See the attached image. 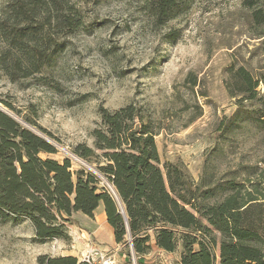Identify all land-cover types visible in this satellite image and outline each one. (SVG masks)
<instances>
[{
  "label": "rangeland",
  "instance_id": "obj_1",
  "mask_svg": "<svg viewBox=\"0 0 264 264\" xmlns=\"http://www.w3.org/2000/svg\"><path fill=\"white\" fill-rule=\"evenodd\" d=\"M84 25L60 36L41 75L11 83L0 77V108L11 104L53 134L63 161L101 126L100 109L135 104L152 123L163 161L181 164L203 190L264 174V83L239 103L231 68L264 77V41L254 39L243 0H180L185 11L159 25L148 0H69ZM37 112V113H36ZM36 115H32L35 114ZM89 161L103 162L102 153ZM47 156L43 155V158ZM74 169L80 164L73 163ZM73 218L70 240L46 244L24 220L0 222V264H38L43 255L86 264H179V252L153 246L139 263L102 224ZM90 223V222H89Z\"/></svg>",
  "mask_w": 264,
  "mask_h": 264
},
{
  "label": "trees",
  "instance_id": "obj_2",
  "mask_svg": "<svg viewBox=\"0 0 264 264\" xmlns=\"http://www.w3.org/2000/svg\"><path fill=\"white\" fill-rule=\"evenodd\" d=\"M242 7L253 38L264 41V0H243ZM148 8L159 25L186 9L180 0H148ZM83 25L69 0H0V77L18 83L41 75L60 36ZM230 72L239 89L230 95L242 97L239 103L255 99L264 77L256 80L244 67ZM6 107L8 113L0 109V222H29L40 244L69 241L74 215L94 219L103 204L115 243L138 263L156 246L180 251V264H264V174L218 185L221 197L208 202L218 189L203 190L181 164L162 160L152 123L135 104L102 107L101 126L92 133L96 149L80 144L73 153L87 164L102 153L95 169L113 185L117 201L94 173L52 157L55 137L36 119ZM37 261L86 264L74 256Z\"/></svg>",
  "mask_w": 264,
  "mask_h": 264
},
{
  "label": "built area",
  "instance_id": "obj_3",
  "mask_svg": "<svg viewBox=\"0 0 264 264\" xmlns=\"http://www.w3.org/2000/svg\"><path fill=\"white\" fill-rule=\"evenodd\" d=\"M67 159H69L71 161L73 171L83 168V169H86V170L94 173L100 179V186L104 190H106L113 198H115L117 201H119L117 193H116L113 185L105 177H103L101 174H99V172L95 168H90L84 160H82L81 158L76 156L74 153L70 154V156ZM74 162H77L78 164H80V167L78 169H74V167H73Z\"/></svg>",
  "mask_w": 264,
  "mask_h": 264
},
{
  "label": "crops",
  "instance_id": "obj_4",
  "mask_svg": "<svg viewBox=\"0 0 264 264\" xmlns=\"http://www.w3.org/2000/svg\"><path fill=\"white\" fill-rule=\"evenodd\" d=\"M78 217H80L82 219H86L87 221H89L90 223L88 222V224H87L88 227H94L95 228L96 224L101 223L102 224V228L108 229L110 231V233L113 235V230L110 227V225L108 224L107 216H106L105 208H104L103 204H101L98 207V209L96 210L94 219H90L89 217H87V216H85V215H83L81 213H78V214L74 215V218L77 219ZM113 238H114V236H113ZM159 251H161V250H159ZM161 252H163V251H161ZM164 253H166V252H164ZM166 254H168V253H166ZM179 259H180V255H179ZM179 264H180V260H179Z\"/></svg>",
  "mask_w": 264,
  "mask_h": 264
},
{
  "label": "water",
  "instance_id": "obj_5",
  "mask_svg": "<svg viewBox=\"0 0 264 264\" xmlns=\"http://www.w3.org/2000/svg\"><path fill=\"white\" fill-rule=\"evenodd\" d=\"M0 109H2V108H0ZM2 110H3V109H2ZM5 111L8 113L7 109H6Z\"/></svg>",
  "mask_w": 264,
  "mask_h": 264
}]
</instances>
